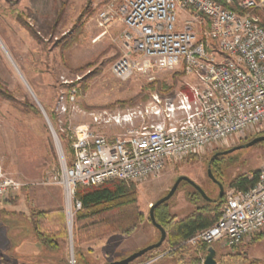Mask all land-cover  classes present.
<instances>
[{
	"label": "rangeland",
	"instance_id": "374dc122",
	"mask_svg": "<svg viewBox=\"0 0 264 264\" xmlns=\"http://www.w3.org/2000/svg\"><path fill=\"white\" fill-rule=\"evenodd\" d=\"M104 1L93 0L91 8L80 18L86 0H0V165L6 175L23 184L17 193L0 199V254H5L0 264H18L9 253L10 246L24 237L22 219L28 216L30 208L53 209L58 204L61 207L56 208H63L61 187L53 182L54 176L61 174L63 163L40 108L49 119L68 164L74 125L90 123L92 113L122 114L142 107L154 94L173 96L185 90L186 83L193 79L179 69H159L123 81L114 77L110 66L120 56L118 34L123 25L116 22L107 34L93 41L99 30L92 17ZM71 91L74 102L64 101L67 111L59 112L60 95H69ZM122 130L113 124L99 129L108 136ZM255 136L247 132L230 137L198 154L170 161L157 176L136 182L137 206L144 216L136 231L129 235L110 233L74 247L66 226L68 236L57 250H47L37 240L33 242L34 250L42 248L37 263L69 264L72 250L75 264H104L127 256V248L134 243L149 239L144 242L147 246L157 242L159 231L154 227L156 232L151 236L153 225L147 219L150 205L164 196L181 175L198 184L208 197L216 199L220 193L222 196L235 177L251 176L264 164V143L247 145ZM235 146L239 148L225 152ZM193 192L191 185L181 181L166 201L175 220L194 209L195 205L188 200ZM7 202L11 205L2 209ZM17 204L26 213H8ZM260 232L253 234L251 239L255 241L247 245L251 255L264 254V237L253 238ZM166 244L164 240L158 248L130 264H164L166 258L158 259L168 255L163 253ZM211 246L216 249V264H246V260L225 257L218 243ZM19 249L28 251L24 245ZM77 250L81 252L80 259L75 255ZM205 254L200 248L187 247L184 260L178 263L202 264Z\"/></svg>",
	"mask_w": 264,
	"mask_h": 264
},
{
	"label": "built area",
	"instance_id": "2783aa9c",
	"mask_svg": "<svg viewBox=\"0 0 264 264\" xmlns=\"http://www.w3.org/2000/svg\"><path fill=\"white\" fill-rule=\"evenodd\" d=\"M255 11L264 13V0H106L97 7L92 18L99 32L93 41L116 22L123 25L120 56L110 66L114 77L123 81L179 69L193 79L173 96L154 94L144 106L122 114L92 113L90 123L72 127L69 163L60 148L61 174L53 178L62 189L69 234L81 207L77 185L140 182L157 176L168 162L230 137L264 134V27ZM64 101L73 103L74 92L60 95L61 113L67 111ZM111 124L123 130L112 136L99 131ZM22 185L0 165V199ZM261 230L264 164L252 186L226 189L215 222L183 244L195 250L213 243L232 248ZM75 262L71 250L68 263Z\"/></svg>",
	"mask_w": 264,
	"mask_h": 264
},
{
	"label": "trees",
	"instance_id": "16d2710c",
	"mask_svg": "<svg viewBox=\"0 0 264 264\" xmlns=\"http://www.w3.org/2000/svg\"><path fill=\"white\" fill-rule=\"evenodd\" d=\"M92 2L93 0H86L81 9L80 18L91 8ZM262 13V11H255V14L260 17V25L264 27V13ZM261 142L264 143V140ZM255 175L256 172L252 177L245 174L237 176L230 182V186L246 189L254 184ZM75 198L80 201L81 207L75 212L72 222L74 247L110 233L129 235L144 219L143 213L137 206L135 182L112 180L97 186L77 185ZM188 200L195 207L191 213L178 220L169 214L166 201L154 207L155 220L166 230L165 241L168 245V255L179 256L181 251L187 250L183 243L189 237L215 222L220 213L223 194L216 199L205 200L194 189L193 195ZM147 219L149 220V217ZM22 221L30 235L47 250L59 249L60 242L66 240L68 236L63 208H30L29 215ZM254 237L257 239L264 237V232ZM207 246L209 245L202 244L198 248L206 251ZM3 255L0 254V260L3 259ZM75 255L80 259L81 252L77 250ZM194 264L198 262L195 261ZM246 264L263 263L247 260Z\"/></svg>",
	"mask_w": 264,
	"mask_h": 264
},
{
	"label": "crops",
	"instance_id": "0c3cea01",
	"mask_svg": "<svg viewBox=\"0 0 264 264\" xmlns=\"http://www.w3.org/2000/svg\"><path fill=\"white\" fill-rule=\"evenodd\" d=\"M61 192H62V189H61ZM10 205L11 204L7 202L5 205L2 206V209H5V206L9 207ZM12 207H14V209L12 208L11 210L8 211V213H10V214L19 215V213L21 211H23V213L25 212L24 210L18 208V204L17 205H13ZM56 207H61V206L58 204L57 206H53L51 208H56ZM28 215H29V211H28ZM136 230H137V228L135 229V231ZM24 232H25V234H24V237L22 239H18L13 244H11V246H10L11 252H9V253L11 254L12 259H14L15 262H17L18 264H21V263L23 264V262L24 263L25 262H29V263L38 264L37 261L40 258L39 255H40V250L42 248L40 247L39 250H34L32 248V245H34L33 242L37 243V241L33 238L32 235H30L29 231L26 230L25 226H24ZM155 232H156V230H155V228L153 226V228H152V230L150 232L151 236H154ZM15 233L13 234V236L15 235ZM25 236H26V238H25ZM251 237L246 238V240L242 244H240V245H238L236 247H232V248L231 247H222L219 244H218V246H219L220 249H224V251H225V253L227 255L225 257H228L229 259H236V260H240V261L246 260V262H247V260H255L258 263H263L264 264V254H258L260 256L251 255L249 253V251H248L247 245L251 244V243H253L255 241V239L252 240ZM253 238H255V237H253ZM8 239H9V237H8ZM148 241H150V240L146 239L145 241H143V242H141L139 244H137V243L135 244L134 243V244L130 245L127 248V254H129L130 252L141 248L142 246H144V244H145L144 242H148ZM21 245L22 246L24 245L26 248H28V251L27 250L26 251H24V250L20 251L19 246H21ZM167 250H168V245L166 244L165 248L163 249V252L167 251ZM215 253H216V251H215ZM164 258L167 259V261H165L164 264H175V263L179 264L178 262L181 261L180 259L184 260V252H180L179 256L165 255L162 258H159L158 260H161V259H164ZM177 259H179V260H177Z\"/></svg>",
	"mask_w": 264,
	"mask_h": 264
},
{
	"label": "water",
	"instance_id": "95a60500",
	"mask_svg": "<svg viewBox=\"0 0 264 264\" xmlns=\"http://www.w3.org/2000/svg\"><path fill=\"white\" fill-rule=\"evenodd\" d=\"M41 109V112L45 118V121L47 123V126L50 130V133L52 135V138L56 144V147L60 153V147L58 145V139L56 137V134L51 126V123L49 121V119L47 118L45 112L43 111L42 108ZM264 140V135H258V136H255L254 138H252L248 143L247 145L250 146V145H254L258 142H261ZM239 148V146H235V147H232L230 149H227L225 152H231L235 149ZM181 181H184V182H187L189 185H191L197 192H199V194L201 195V197L205 200H211L210 197L207 196V194L204 192V190L198 185L196 184L193 180H191L190 178H188L187 176H184V175H181V176H178L174 183L172 184V186L169 188V190L166 192V194L162 197H160L159 199H157L154 203H152L149 207V211H148V217H149V220L151 222V224L159 231V239L157 242L155 243H152V244H149L147 246H144L130 254H128L127 256L121 258V259H118V260H113V261H110V262H107V263H104V264H130L131 262H133L134 260L138 259L139 257H141L142 255H144L145 253H147L148 251L150 250H153V249H156L158 248L162 242L165 240L166 238V230L163 228V226H161L156 220H155V217H154V207L160 203H163L165 201H167L173 194L174 192L176 191L179 183ZM221 195V193H220ZM70 238H71V230H70ZM72 241V239H71ZM215 249L213 248V246L209 245L207 246L206 248V254H205V257H204V260H203V263L202 264H215L216 261H215Z\"/></svg>",
	"mask_w": 264,
	"mask_h": 264
},
{
	"label": "flooded vegetation",
	"instance_id": "af4514ba",
	"mask_svg": "<svg viewBox=\"0 0 264 264\" xmlns=\"http://www.w3.org/2000/svg\"><path fill=\"white\" fill-rule=\"evenodd\" d=\"M218 183V182H217Z\"/></svg>",
	"mask_w": 264,
	"mask_h": 264
}]
</instances>
